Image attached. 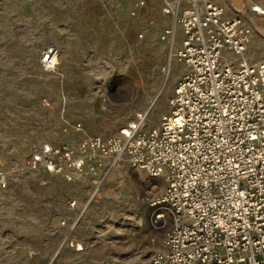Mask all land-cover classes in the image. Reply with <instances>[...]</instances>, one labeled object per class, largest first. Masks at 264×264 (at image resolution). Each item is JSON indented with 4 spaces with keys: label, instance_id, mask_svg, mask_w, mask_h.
Returning a JSON list of instances; mask_svg holds the SVG:
<instances>
[{
    "label": "rangeland",
    "instance_id": "1",
    "mask_svg": "<svg viewBox=\"0 0 264 264\" xmlns=\"http://www.w3.org/2000/svg\"><path fill=\"white\" fill-rule=\"evenodd\" d=\"M171 2L147 0L133 16L135 0H0V264H143L164 250L149 223L163 179L123 161L97 189L88 171L67 181L27 162L35 145L112 137L141 113L144 130L161 125L189 73L177 61L164 71L183 39L181 27L173 47L160 38L174 25L163 14ZM50 47L60 56L46 72L40 59ZM228 59L264 60V17L245 57Z\"/></svg>",
    "mask_w": 264,
    "mask_h": 264
},
{
    "label": "built area",
    "instance_id": "2",
    "mask_svg": "<svg viewBox=\"0 0 264 264\" xmlns=\"http://www.w3.org/2000/svg\"><path fill=\"white\" fill-rule=\"evenodd\" d=\"M146 4L135 0L132 15ZM163 14L174 25L162 41L173 47L177 27L183 32L164 71L169 76L177 61L189 73L175 87L161 125L144 130L147 115L141 113L112 137L35 145L28 169L67 181L88 171L99 189L126 161L163 179L149 204V223L163 235L164 250L143 264H264V60L237 66L228 59L245 57L264 6L258 0H172ZM59 56L58 48L46 49L43 70L54 71ZM6 187L0 162V188Z\"/></svg>",
    "mask_w": 264,
    "mask_h": 264
},
{
    "label": "bare ground",
    "instance_id": "3",
    "mask_svg": "<svg viewBox=\"0 0 264 264\" xmlns=\"http://www.w3.org/2000/svg\"><path fill=\"white\" fill-rule=\"evenodd\" d=\"M165 89H166V86L163 88V90H162V92H161V94H163L164 93V91H165ZM153 107V106H152ZM153 111V110H152ZM149 113V112H148ZM149 115V114H148ZM144 218H145V221H146V214H145V216H144ZM147 222V221H146ZM79 250H83V248L80 246V249Z\"/></svg>",
    "mask_w": 264,
    "mask_h": 264
}]
</instances>
